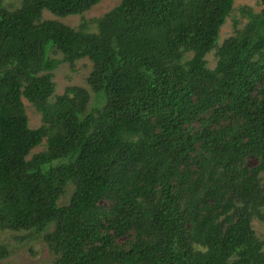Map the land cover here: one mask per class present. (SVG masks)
<instances>
[{
    "label": "trees",
    "instance_id": "1",
    "mask_svg": "<svg viewBox=\"0 0 264 264\" xmlns=\"http://www.w3.org/2000/svg\"><path fill=\"white\" fill-rule=\"evenodd\" d=\"M102 1L0 2V232L43 239L55 264H264V0L223 42L235 0L44 17ZM84 59L88 88L55 97V71Z\"/></svg>",
    "mask_w": 264,
    "mask_h": 264
},
{
    "label": "rangeland",
    "instance_id": "2",
    "mask_svg": "<svg viewBox=\"0 0 264 264\" xmlns=\"http://www.w3.org/2000/svg\"><path fill=\"white\" fill-rule=\"evenodd\" d=\"M4 6H20L21 0H0ZM120 0H103L99 5L92 8L83 16H70L67 18L55 17L48 11L44 12L45 19H59L64 23L78 28L86 21L89 22L94 18L103 16L106 12L118 5ZM244 7H249L253 12L262 10L261 0H235L234 11L227 19L220 32L221 42L226 38L234 36L237 29H242L248 23L249 13L243 12ZM95 30V27H91ZM52 58L62 60L60 54H52ZM208 66L214 68L217 58L214 53H210L206 57ZM92 71V63L88 59L76 62L72 68L69 64L62 63L55 71L54 82L56 84V96L63 95L67 88L78 86L88 88L87 77ZM30 121L31 129H38L42 124L41 114L34 107L24 100ZM44 146L33 151V154L44 151ZM251 165H255L256 161L251 160ZM72 188L69 187L67 194L61 199L59 204H65L69 200ZM253 229L261 240H264V222L255 219L252 223ZM27 236L25 232H0V264H55L56 256L52 253L48 244L43 239H24Z\"/></svg>",
    "mask_w": 264,
    "mask_h": 264
}]
</instances>
